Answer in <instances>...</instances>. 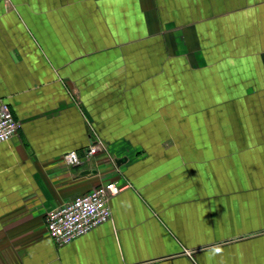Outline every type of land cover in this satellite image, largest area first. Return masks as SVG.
Listing matches in <instances>:
<instances>
[{
	"label": "crops",
	"instance_id": "obj_1",
	"mask_svg": "<svg viewBox=\"0 0 264 264\" xmlns=\"http://www.w3.org/2000/svg\"><path fill=\"white\" fill-rule=\"evenodd\" d=\"M3 103L0 264H264V0L0 1ZM112 181L57 246L46 214Z\"/></svg>",
	"mask_w": 264,
	"mask_h": 264
},
{
	"label": "built area",
	"instance_id": "obj_2",
	"mask_svg": "<svg viewBox=\"0 0 264 264\" xmlns=\"http://www.w3.org/2000/svg\"><path fill=\"white\" fill-rule=\"evenodd\" d=\"M7 2V0H0ZM21 122L14 118L8 104H0V144L7 143L19 135ZM105 145H92L87 150V158H94L105 151ZM70 167L84 163L76 152L63 158ZM127 187L119 182H106L78 199L62 203L46 214L48 236L59 247L72 244L76 239L90 234L93 230L112 221L111 200Z\"/></svg>",
	"mask_w": 264,
	"mask_h": 264
},
{
	"label": "clouds",
	"instance_id": "obj_3",
	"mask_svg": "<svg viewBox=\"0 0 264 264\" xmlns=\"http://www.w3.org/2000/svg\"><path fill=\"white\" fill-rule=\"evenodd\" d=\"M221 251H222V249H220L219 247L214 249V252L217 253V254L220 253Z\"/></svg>",
	"mask_w": 264,
	"mask_h": 264
}]
</instances>
